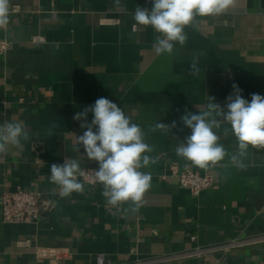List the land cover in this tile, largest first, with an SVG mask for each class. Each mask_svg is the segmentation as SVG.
Wrapping results in <instances>:
<instances>
[{
	"label": "crops",
	"instance_id": "obj_1",
	"mask_svg": "<svg viewBox=\"0 0 264 264\" xmlns=\"http://www.w3.org/2000/svg\"><path fill=\"white\" fill-rule=\"evenodd\" d=\"M137 6L152 7L150 0H11L0 29V123L19 118L30 139L0 155V196L38 192L45 210L23 224L3 223L0 211V264H97L98 256L102 264H264V148L249 147L245 170L229 157L205 170L176 155L191 133L180 119L186 110H206L210 97L224 107L234 83L246 100L264 96V0H235L225 13L196 17L172 54L156 53L160 34L137 24ZM193 62L197 75L189 74ZM100 97L154 146L146 154L157 162L140 169L151 173V187L135 213L125 214L128 203L108 206L102 184L61 197L49 180L51 164L64 160L98 169L82 146L73 148L86 130L74 115ZM174 121L170 131H150ZM223 128L230 126L217 132L219 143L236 154L238 142ZM172 167L208 174L213 185L194 196ZM232 241L243 243L194 253Z\"/></svg>",
	"mask_w": 264,
	"mask_h": 264
},
{
	"label": "clouds",
	"instance_id": "obj_2",
	"mask_svg": "<svg viewBox=\"0 0 264 264\" xmlns=\"http://www.w3.org/2000/svg\"><path fill=\"white\" fill-rule=\"evenodd\" d=\"M150 3V10L137 6L133 19L139 25L151 26L160 34L153 45L156 53L172 54L174 43L183 46L187 42L185 28L192 26L196 17L225 13L235 5V0H150ZM10 9L11 0H0V29L8 25ZM198 73L197 63L193 62L189 74ZM232 88L224 107L210 97L206 110L198 114L186 110L180 118L191 133L176 148V155L194 167L207 170L225 166L221 162L229 157L233 166L245 170L247 165L243 161L248 156L249 147L264 148V96L254 93L249 101L241 95L242 90L237 84L234 83ZM89 112L92 113L90 123L87 119ZM74 119L82 121L80 126L86 130L77 136L73 150L80 153L82 146L87 159L98 162L99 167L93 170V174L95 181L103 185L106 204L117 208L128 203L130 207L124 210L125 214L138 212L152 181L151 173L140 169L157 162L156 157L146 154L154 151V146L145 142L146 133L131 122L121 107L105 97L76 113ZM224 124L230 128H223V134L226 136L231 132L238 142L236 154H229L219 143L217 132ZM175 127V121L171 126L158 122L150 131H170ZM28 139L30 129L19 118L12 116L0 123V155L12 147L19 148L22 141ZM50 173L49 180L58 186L61 197L73 192L83 193L84 185L78 177H82L84 171L77 159L51 164Z\"/></svg>",
	"mask_w": 264,
	"mask_h": 264
},
{
	"label": "built area",
	"instance_id": "obj_3",
	"mask_svg": "<svg viewBox=\"0 0 264 264\" xmlns=\"http://www.w3.org/2000/svg\"><path fill=\"white\" fill-rule=\"evenodd\" d=\"M115 20H107L106 24H114ZM97 168L82 169L84 175L78 177L80 182L85 185L95 186L100 183L95 181L93 170ZM173 173L177 174L179 179V185L188 190L192 195L199 197L205 190L213 185V180L208 174H200L194 171H176L175 167H172ZM45 210V205L41 201V194L38 192H29L18 189L14 192H6L0 196V211L1 220L3 223H31L36 221ZM256 238L255 240H259ZM264 239V236L261 237ZM254 241V240H253ZM243 242L232 241L227 244L215 247H199L196 248L194 253L200 254L213 249H225L232 247ZM27 244V242H24ZM97 264H102V257H97Z\"/></svg>",
	"mask_w": 264,
	"mask_h": 264
}]
</instances>
